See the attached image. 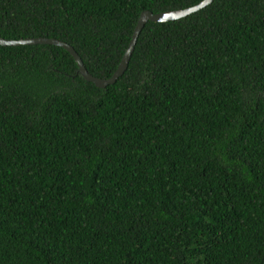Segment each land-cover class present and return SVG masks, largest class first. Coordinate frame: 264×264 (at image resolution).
Segmentation results:
<instances>
[{"label":"trees","instance_id":"obj_1","mask_svg":"<svg viewBox=\"0 0 264 264\" xmlns=\"http://www.w3.org/2000/svg\"><path fill=\"white\" fill-rule=\"evenodd\" d=\"M203 1L0 0V38L109 79ZM0 264H264V0L148 22L106 88L0 46Z\"/></svg>","mask_w":264,"mask_h":264},{"label":"water","instance_id":"obj_2","mask_svg":"<svg viewBox=\"0 0 264 264\" xmlns=\"http://www.w3.org/2000/svg\"><path fill=\"white\" fill-rule=\"evenodd\" d=\"M215 0H204L202 3H200L197 6L187 8L185 10H176V11H169L159 14H154L150 11H145L141 14L140 19L137 23V26L134 30L131 42L129 44V47L118 67L116 72L113 74V76L109 79H101L94 77L91 75L88 70L86 69L81 57L78 55V53L75 51V49L60 40L57 39H48V38H35V39H25V40H7L0 38V46H22V45H53L62 47L65 50H67L75 59L77 65H78V71L79 74L88 82H91L95 84L98 88H106L109 85L114 84L119 77H121L125 71L128 68L129 61L131 59V56L135 50V46L137 44L138 38L144 29L145 25L148 22H156V23H165L169 21H175L184 17H187L193 13H196L210 4H212Z\"/></svg>","mask_w":264,"mask_h":264}]
</instances>
